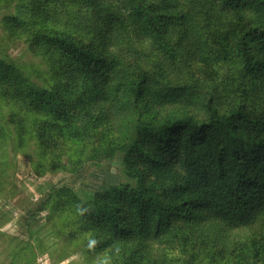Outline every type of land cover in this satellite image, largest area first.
Returning a JSON list of instances; mask_svg holds the SVG:
<instances>
[{
    "label": "trees",
    "instance_id": "16d2710c",
    "mask_svg": "<svg viewBox=\"0 0 264 264\" xmlns=\"http://www.w3.org/2000/svg\"><path fill=\"white\" fill-rule=\"evenodd\" d=\"M0 10V201L31 152L41 177L104 173L46 182L22 209L29 235L45 215L87 264H264V0Z\"/></svg>",
    "mask_w": 264,
    "mask_h": 264
},
{
    "label": "rangeland",
    "instance_id": "374dc122",
    "mask_svg": "<svg viewBox=\"0 0 264 264\" xmlns=\"http://www.w3.org/2000/svg\"><path fill=\"white\" fill-rule=\"evenodd\" d=\"M8 13L11 14L12 10H0V21ZM3 36L0 25V39L3 40ZM4 45L16 59L36 62V59L28 54L23 46L14 43H10V45L4 43ZM35 160L33 152L29 157H18V173L14 176L16 188L15 192L11 193L13 197L11 199L5 197L0 201V264H87L84 258L85 251L82 248L68 250L71 251L70 254L65 255L64 251L67 250L61 244L60 238L50 229L42 228L46 221L45 215L29 220L28 223L33 232L29 235L28 228L25 226L26 217L22 209L24 207L27 209L29 202L36 203L41 198V187L46 182L59 184L64 179L79 188L93 187L96 181L102 180L104 173L89 168L80 176L72 179L67 178L69 174H62V172L41 177L35 172L33 166ZM109 172L124 176L119 160L112 164ZM55 192L53 191V194ZM2 218H12V221L2 224ZM20 249H23L24 252L20 257H17L15 254ZM64 258L66 259L64 260Z\"/></svg>",
    "mask_w": 264,
    "mask_h": 264
}]
</instances>
